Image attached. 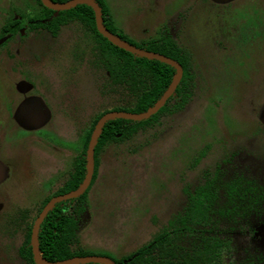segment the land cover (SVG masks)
I'll use <instances>...</instances> for the list:
<instances>
[{
	"label": "rangeland",
	"instance_id": "374dc122",
	"mask_svg": "<svg viewBox=\"0 0 264 264\" xmlns=\"http://www.w3.org/2000/svg\"><path fill=\"white\" fill-rule=\"evenodd\" d=\"M32 1L0 0V25L13 10ZM100 1L116 26L136 42L141 36L170 33L192 52L197 73L196 94L183 111L163 117L142 137L106 147L100 157L80 237L91 253L117 260L148 242L181 211L183 188L195 185L205 169L235 148L256 149L257 121L264 106V0H224L221 3L229 5L221 7L213 0ZM57 40L34 38L20 48L23 54L11 56L6 51H18L16 45L0 49V92L22 80L39 91L52 111L43 128L24 131L6 112L11 95H0L4 215L16 207L34 209L64 188L85 143L91 107L102 101L89 75L70 70L76 64L71 60L79 59L73 53L82 54L79 39ZM98 106L95 113L111 110L114 104ZM206 147L211 150L196 164ZM239 164L249 165L264 179V161L246 153ZM257 239L264 246V229ZM0 264L16 263L0 251Z\"/></svg>",
	"mask_w": 264,
	"mask_h": 264
},
{
	"label": "trees",
	"instance_id": "16d2710c",
	"mask_svg": "<svg viewBox=\"0 0 264 264\" xmlns=\"http://www.w3.org/2000/svg\"><path fill=\"white\" fill-rule=\"evenodd\" d=\"M52 1L63 3L69 0ZM97 2L103 8L106 27L115 32L110 19L106 18L108 15L106 6L100 0ZM45 9L50 14L53 13L52 10ZM72 19H81L96 35L100 50L99 67L110 71L121 83L120 89L116 90V97L127 101L130 96L126 105L123 102H116L112 110L141 114L153 107L172 83L176 70L168 64L140 57L112 44L97 31L94 12L88 5H79L62 11L53 18L52 23ZM138 47L180 62L184 68L183 78L172 98L152 118L143 121L113 119L104 125L95 149L96 166L97 157L105 146L131 138L143 126L158 121L161 115L183 111L193 96L194 74L191 70V58L184 49L178 47L169 37L150 41ZM129 78L131 84L127 85L125 83ZM104 112L101 111L92 122L85 138L83 154L75 162V171L56 195L75 190L83 182L86 174V152L91 135L97 119ZM118 134L121 135L119 138ZM204 154L203 152L201 156ZM225 177V171L221 168L214 172H205L204 181L200 186L193 191L185 190L187 202L184 209L168 220L147 243L115 260V264H222L225 256H237L238 218H244L253 212L259 214L264 212V208L255 207L251 199L255 196L260 202L264 191L257 189L254 181H247L242 177L229 181ZM88 191L80 198L56 205L46 216L38 234L39 251L43 258L57 262L96 255L87 250L79 235V216L84 211L83 205L87 201ZM225 199L227 203H224ZM48 200L49 198L36 209L34 215L26 211L13 222L20 229L22 257L31 264H35L31 251L32 224ZM76 202H79L80 206L70 208V204Z\"/></svg>",
	"mask_w": 264,
	"mask_h": 264
},
{
	"label": "flooded vegetation",
	"instance_id": "af4514ba",
	"mask_svg": "<svg viewBox=\"0 0 264 264\" xmlns=\"http://www.w3.org/2000/svg\"><path fill=\"white\" fill-rule=\"evenodd\" d=\"M50 1L52 3H56V4H64V3L71 2L73 0H69V1H66L63 3L54 2L52 0H50ZM95 1L97 2V0H95ZM222 1H224V0H213V3L216 6L219 5V7L229 5V3L222 4L221 3ZM97 3L101 8L102 21H103L104 26L106 27V25L104 23V17L105 16L103 13V8L99 4V2H97ZM79 5H86V4H79ZM79 5H76L74 7H77ZM74 7H72V8H74ZM45 8L52 10L53 13L50 14L49 11H47ZM66 10H69V9L59 10V11L51 9V8L47 7L42 2V0H33L32 5H23L22 4L21 8H19L18 10H13L11 16L9 18H6L2 22V25H0V49L4 45H9V46L16 45L17 47H15V48L18 51H12V50L6 51V53H8L7 55L11 56V54L12 55L13 54L17 55L19 53L23 54L21 49L23 48V50H24V48L34 40V38L37 39L38 37L41 38L43 36H46V37H50L51 40H57L61 36H63V37L65 36L66 38L71 39L72 41L73 40L76 41L79 39V42H81L82 54L79 57V54H77V52H74L73 56H78V58H79L75 61H73V60H71V58H69L73 63H76L74 66L71 67L70 70H83L85 72V74L90 76L99 97H101L100 100H102L101 103H99L98 105L106 104V105L111 106V104L115 105L116 102H119V103L123 102V104L126 105L128 103V99L130 96L128 97L127 101L121 100L120 98L116 97V90L120 89L121 83H119L116 80V78H114V76H112L110 71L103 70L101 67H99V59H100L99 43H98L96 35L92 31V29L87 24L83 23V21L81 19H72L69 21L52 23L53 18L57 17L60 12L66 11ZM107 10H108V8H107ZM93 12H94V10H93ZM94 18H95V13H94ZM106 18L110 19L111 25H112L113 29L115 30V32H114V31H112L106 27L109 32L116 35L121 40H123V41L135 46L136 48L143 50V51H147V50L138 47V45L147 44L150 41H158L160 39H164L167 37L171 38L173 40V42L178 47L184 49L190 55L191 70H192V73L194 74L193 96H192L190 102L192 101V99L194 98V96L196 94V90H197V84H196L197 83V73H196L195 61H194L192 52L190 50H188V49L184 48L182 45H180L178 43V41L176 40V38H174L170 33H166L163 31L160 32L158 37L146 38V36L145 37L141 36L142 40L140 42H136V41L130 39L127 35L124 34V32L121 29H119L116 26L117 24L115 22V19L109 10H108V15L106 16ZM95 26H96V29L98 31V28L96 25V19H95ZM122 37H125V38H122ZM81 39H82V41H81ZM147 52H151V51H147ZM152 53H157V52H152ZM158 54H160V53H158ZM160 55H163V54H160ZM163 56H165V55H163ZM70 57H72V55H70ZM165 57H167V56H165ZM167 58L172 59L170 57H167ZM172 60H174V59H172ZM174 61H177V60H174ZM68 63H70V61H68ZM178 63L182 66V64L180 62H178ZM182 69H183V74H182L181 80H182L183 75H184L183 66H182ZM175 74H176V71H175ZM181 80H180L178 86L176 87L175 91L167 99L165 104L172 98V96L176 92L177 88L179 87ZM125 84H127V85L131 84L130 78H129V81L126 82ZM2 90L0 92V95L5 94V91H8L9 94L11 95L10 98L6 99L7 102H5L6 103V105H5L6 112L8 111L9 119L13 123H15L18 127L23 129L24 131H34V130H38L40 128H43V126H45L51 120V118H52L51 109L47 106L44 99L38 94L39 91L37 92V90L32 85H29L28 83H26L22 80H19L16 83L8 85V87H4V89H2ZM93 104H95V103H93ZM24 105H25V108L23 107ZM98 105L91 107L92 110H91V113L89 114L88 123H87L86 129H85V132H84L85 138H86V136L90 130V126H91L92 122L96 119V117L100 113V111L98 113H95V110L99 109ZM110 108H112V107H110ZM9 110L12 111L10 114H9ZM160 110L161 109H159L158 112ZM102 111H105V112L100 118L97 119L96 125L99 122V120L104 115H106L108 113L125 112V111H114L112 109L109 110V108H107V107L103 108ZM180 112L161 115L159 117L158 121H152L149 126H143L131 138L124 139L123 141H120V142H113V143L108 144L107 146H105L103 148V150L100 152L99 156L97 157L98 166H96L97 163H96V151H95V153H94V171H93L92 180H91V183H90L89 187L87 188V190L81 196H83L88 190L90 191L91 187L95 184V182L97 180V176H98V169H100V167L102 165L100 163V157H101L102 153L104 152V150H106V147H110V146L112 147L113 145L120 146L123 144V142H127V141L135 139L136 137H139V136L142 137L146 133L153 131L157 126L155 124H159L160 120L163 117L167 118V117L176 115ZM125 113H131V112H125ZM157 113H155L154 115H156ZM132 114H137V113H132ZM153 116H151L150 118H152ZM17 117L22 122H24V124L26 126H21L17 122ZM258 117H259L258 121H257L258 129L256 132L257 134L255 136L256 138H254V141L256 143V149L254 151H250V149L247 147H244L241 149H237V148L233 149L231 154L229 155V157H228V155L224 156V158H222L221 161L218 162V164H216L214 167L205 169L200 180L198 179V182L195 183V185H185V187L183 188V192L185 195V204H184L183 208L181 209V211L184 209L186 202H187V195L185 193V190L188 189L190 191H193L196 187L200 186L203 183L205 172H207V171L214 172L217 168H221L223 171H225V176H226L225 179H229V181L232 179H235L237 177H242L243 179H245L247 181H254V186L257 189L259 188V190L264 191V179H262V177L259 176L258 174L253 173V170L251 168H249V165L239 164V160L241 158H243L246 155V153L255 156L257 158V160L264 161V125L262 124V122L264 121V106L260 109V113H259ZM124 120H126V119H124ZM131 121H133V120H131ZM96 125H95V127H96ZM95 127H94V129H95ZM117 136L119 138L121 135L118 134ZM83 147H84V144H83ZM83 147L81 148V153L76 157L75 162L79 158H81V156L83 154ZM210 150H211V147H206L199 154V156L196 158L195 163L200 164L203 161V159L206 158V156L208 155ZM203 152L205 154L202 157L201 154ZM86 161H87V152H86ZM75 162H74V164H75ZM74 171H75V165H73V170H72L71 174L69 175L68 180L71 178ZM86 172H87V164H86ZM3 175H4V168H3L2 164L0 163V181L3 178ZM85 176H86V174H85ZM77 189H75V190H77ZM75 190H72V191H69L66 193L57 194V195L52 194V195L46 197L34 209L33 208H26V207H16L15 209H13V211L10 214L4 215L3 214L4 213L3 205H0V214H3V217H2L3 219L2 218L0 219V251H5L7 256L10 258V261L13 263L31 264V262H29L28 260H26L22 257V254H21V251H22L21 246L22 245L20 242V235H19L20 229H19V227H16L13 222H15L18 219V217L26 211L29 212L31 215H34L36 209H38L40 207V205L49 198L47 203L42 207L39 214L35 218V220L32 224V229H33L35 221L37 220V218L39 217V215L41 214L43 209L46 207V205L53 198L68 194V193L73 192ZM89 191H88V193H89ZM81 196L73 198V199L61 201V202L57 203L56 205L63 203V202H67L70 200L80 198ZM251 199L255 203V207H257L258 209L264 208V196H262V198H260V200H261L260 202L255 196L251 197ZM224 203H227L226 199L224 200ZM56 205L54 207H56ZM78 205L80 206L79 202L72 203V204H70V208L73 209L74 207H78ZM87 205L88 204L86 201V203L83 205L84 211L79 216V235H80L81 218L83 216V213H85V211L87 209ZM174 216H172L170 219H172ZM238 221H239L238 224H236V231H237L236 234H238V236H239V237H237V249H238L239 254L237 256H229V255L225 256L223 258L222 264H242L243 262H245L246 264H248L249 262H254V264H264V246L261 245L257 239L260 236L261 230L264 229V212L262 214H259L257 212H253L249 216H246L244 218L239 217ZM31 235H32V232H31ZM80 240H81V237H80ZM31 251H32V246H31ZM90 256H92V255H90ZM93 256H102V255H93ZM32 257H33V251H32ZM33 261L35 264H37L36 261L34 260V257H33ZM113 261L115 263V260H113ZM49 262H51V261H49ZM57 262H60V261H57Z\"/></svg>",
	"mask_w": 264,
	"mask_h": 264
},
{
	"label": "water",
	"instance_id": "95a60500",
	"mask_svg": "<svg viewBox=\"0 0 264 264\" xmlns=\"http://www.w3.org/2000/svg\"><path fill=\"white\" fill-rule=\"evenodd\" d=\"M42 2L49 8L54 9V10H65V9H70L76 5L79 4H86L90 6L95 13V19H96V25L98 28V31L106 37L110 42L115 44L116 46L131 52L135 55H138L140 57L148 58V59H154L158 60L160 62H163L165 64H168L176 69V74L175 77L167 89V91L164 93V95L159 99V101L151 107L149 110H147L144 113L141 114H132V113H125V112H111L106 115H104L99 122L97 123L87 150V172L84 181L82 184L79 186V188L73 192H70L68 194L58 196L53 198L43 209L39 217L34 223L33 229H32V235H31V246H32V251H33V257L34 260L36 261L37 264H89V263H97V264H115L114 261L105 256H85V257H76V258H71L68 260L60 261V262H49L46 259H44L39 251V243H38V234L39 230L41 227V224L43 223L44 219L48 215L49 211L52 210V208L59 202L73 199L76 197L81 196L89 187L92 176H93V171H94V153H95V148L99 139V136L101 134V131L106 124L107 121L113 120V119H126V120H133V121H143L146 119H149L151 116H153L155 113L158 112L159 109L165 104L167 99L173 94L175 91L176 87L178 86L182 74H183V69L182 66L177 62L172 59H169L163 55H160L158 53H152V52H147L143 51L141 49L136 48L135 46L121 40L119 37L116 35L112 34L107 30V28L104 26L103 21H102V13H101V8L98 5V3L95 0H73L68 3L64 4H56L52 3L50 0H42ZM25 108V105L23 106ZM17 122L21 126H26L24 122H22L20 119L17 117Z\"/></svg>",
	"mask_w": 264,
	"mask_h": 264
}]
</instances>
